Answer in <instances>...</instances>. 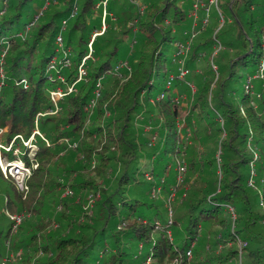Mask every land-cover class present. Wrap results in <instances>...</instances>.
Masks as SVG:
<instances>
[{
	"label": "trees",
	"instance_id": "16d2710c",
	"mask_svg": "<svg viewBox=\"0 0 264 264\" xmlns=\"http://www.w3.org/2000/svg\"><path fill=\"white\" fill-rule=\"evenodd\" d=\"M98 1L78 0L69 19L73 0H0V145L12 143L0 155L31 169L26 196L0 170V264H264V78H255L264 63V0H226L233 20L199 34L188 74L169 88L186 15L169 2H144L140 15L127 0L107 4L106 29L75 84L100 30ZM63 20L71 65L59 58L53 71ZM124 62L129 71L119 68ZM56 91L63 96L53 103ZM32 136L31 157L23 142ZM176 159L186 165L182 182L161 187L166 202L151 198L157 181L171 171L176 178ZM65 189L73 195L62 198ZM172 189L177 208L168 202ZM4 210L26 215L16 234Z\"/></svg>",
	"mask_w": 264,
	"mask_h": 264
},
{
	"label": "built area",
	"instance_id": "2783aa9c",
	"mask_svg": "<svg viewBox=\"0 0 264 264\" xmlns=\"http://www.w3.org/2000/svg\"><path fill=\"white\" fill-rule=\"evenodd\" d=\"M73 1H74L73 9H72L71 14L69 16V19H72L77 12V1L78 0H73ZM111 1H115V0H99L94 7L95 12L100 11V13H101V15H100V30H99V32H95L91 37V41L88 45V49H89L88 56L82 61V64L78 68L77 80H76L75 84L82 81L84 79V77L86 76V72L83 68L84 61L87 58H90V54L92 52L91 43H92L93 39L96 36L103 34V32L106 29L105 19L108 15L106 9H107V4ZM189 1L191 2V5H190V9L188 11L187 20L189 21L190 25H189L187 30L182 32V34H181L182 39H180V41H177L174 44L175 53L173 55V63L176 66L177 74H176V76L169 75L167 77L166 88L171 87V85L175 79H183L188 74V70L185 67V61H186V58H187V56L191 50V45L194 42V40L199 36L200 33L204 32L208 28V25H209L208 13H209L210 7H213V6L215 7L216 12H217V16L219 19V28H217L216 31H214V34L222 27V25L225 22L224 16L222 15L221 10L219 9V2L221 0H189ZM127 2L129 5L136 8L139 11L140 15H142L144 13L145 6L143 4V0H127ZM47 4H48V1L45 3V6ZM183 4H184V2H182V1L179 2L180 6H182ZM45 6L37 12V14L34 17L33 23L35 21H37L39 16H41L42 11L45 8ZM199 11H202L204 13V16H202V18L198 17ZM66 23H67V20H63L61 22V31L58 33V35L55 38L56 53L58 55L55 56L51 60L50 67H49L50 70H53V71H55L57 68L59 58H62L61 66L63 68H68L71 65V63H70V51H69V49H66L64 47L63 37H62V32L65 29ZM262 38H264V30H262ZM219 49H221V46L218 42H216L215 52H217ZM215 52H214V54H215ZM4 55H5V52L2 53L1 57H3ZM121 67H125L129 71V68L127 67V64L125 62L119 66V68H121ZM212 68L215 70L214 66H212ZM255 78H260V79L264 78V63H262L260 65L259 72L255 76ZM0 79L1 80L4 79L2 68H0ZM57 79L61 82L64 81V79L60 76H58ZM1 85H2V83L0 84V86ZM22 85L24 88H27V83L25 80L22 81ZM97 87L100 88V85L97 84ZM68 90H69V92H71L72 87L69 88ZM191 91H192V93H194V88L192 86H191ZM94 95H95L94 96L95 99L98 98L99 89H97L95 91ZM62 96H63V94L61 93V91H56V92L50 93V98H51V101L53 103H56ZM162 97H163V95L160 96V98H162ZM184 99H185L184 96H180V97L178 96V97L174 98V102L176 104H180V102L183 101ZM93 106H94V100H91L89 105L87 107H85V110H88ZM1 133H2V131H0V134ZM182 133L183 132L180 129L181 138L184 139L185 141H187V138H184L182 136ZM35 134H37L41 139H43L42 136L38 132H35ZM185 134L188 135L189 133L186 131ZM32 141H33V136L31 137V139L28 142H23V145L29 149L31 157L37 151V148L33 144ZM156 143H157L156 136H152L150 138V141H149V147H154L156 145ZM11 145H12V143L8 147H3L0 145V150L2 149L5 151H10ZM12 152H13V155H17L18 151H17V149H13ZM256 158H257L256 155H254V159H256ZM32 168L35 169L36 165H33ZM0 170H1V173L4 177V179L11 178L14 181L16 190L19 191L23 196L27 195V193L29 191L28 186H27V180L31 176V169L30 168H28L20 160L8 161L0 155ZM175 171H176V178H175L176 179V185H179L182 182V180L185 176V173H186V165L182 159H176ZM252 176H253V172H251V177ZM146 179H147V181H150V182L152 181V177L150 175H146ZM164 182H165L164 178H161L160 184H163ZM249 185L252 186V180L251 179L249 180ZM174 193H175V191L173 190L172 193L169 195V199H168L169 205L173 201L172 198H174V195H175ZM160 194H161V186H154L151 189V192H150L151 198L156 199L159 197ZM72 195L73 194H72L71 190L65 189L63 191L61 197L67 198V197H71ZM93 198L94 197L92 195H88L86 197V205H84V207H83L84 211H87L91 208L93 200H94ZM4 202L6 203V199H4ZM3 212L11 223V233L16 234L19 226L22 224L26 215L23 213L11 215L8 212H6L5 210ZM168 217H169L168 225H170L172 223L171 207H168ZM52 228L53 229L56 228V225L54 223H52ZM167 236H168L169 240H171V235L169 232L167 233ZM8 257H10L11 259H14L12 257V255H9ZM186 257L188 259L191 258V250H189L186 253ZM6 262H7V257L3 260L2 264L6 263Z\"/></svg>",
	"mask_w": 264,
	"mask_h": 264
},
{
	"label": "rangeland",
	"instance_id": "374dc122",
	"mask_svg": "<svg viewBox=\"0 0 264 264\" xmlns=\"http://www.w3.org/2000/svg\"><path fill=\"white\" fill-rule=\"evenodd\" d=\"M180 1H182V2H185L186 4L181 8L183 11H184V13H185V15H186V20H187V15H188V11H189V9H190V5H191V2L189 1V0H143V3L145 2V3H147V5L148 4H154L157 8H162L163 6H165V4L167 3V2H169V4H170V6H169V9H170V11L172 10V7L176 4L177 6L179 5V2ZM226 2V0H221L220 2H219V9L221 10V12H222V15L224 16V19H225V26H224V28H226L227 26H228V22H230V20L232 19L233 20V18H232V15H231V13L229 12V10L228 11H226L225 10V8H224V3ZM144 3V4H145ZM169 11V12H170ZM202 16H204V13L202 12V11H199L198 12V17L199 18H202ZM95 19L97 18L96 16L94 17ZM208 18H209V25H208V30L210 31V30H214V31H216V29L217 28H219V19H218V16H217V12H216V9H215V7L213 6V7H210V9H209V13H208ZM96 21V20H95ZM178 34L180 35V33H179V31H178ZM181 36V35H180ZM165 50V49H164ZM166 51L167 52H169V58H171V56H172V54H173V47H169V48H166ZM204 62H202V61H200L199 63H198V65H199V67L201 68V69H204ZM203 68H202V67ZM206 68V67H205ZM189 106H190V104H189V101H185V102H183L182 103V109H186V108H189ZM179 126H181V127H185V123L183 122V123H180L179 124ZM185 130H187L186 128H185ZM148 131H150L149 130V128H146V132H145V135L147 136L148 135ZM182 136L184 137V138H187V144L188 145H190V144H193L192 142H191V140L189 141V134L187 135V134H183L182 133ZM174 170V169H173ZM185 177V176H184ZM174 178V176H173V171H171L170 173H168V176H165L164 177V180H165V182H166V184L165 185H162V184H160V181H157V183H158V186H161L164 190H166L167 188H168V186H170L171 187V185L173 184V181H174V183L176 184V179L174 180L173 179ZM145 190H146V188H145ZM172 190H174V189H172ZM171 194V193H170ZM76 198V197H75ZM176 195L174 196V198H172L173 199V204H172V207L174 208V206L177 208V205H176V203L178 204L179 203V201L180 200H178V202L177 201H175L176 200ZM77 199H79L80 201H82V198H76L75 200H77ZM158 200L160 199V200H163V201H165L166 202V200H165V197L162 195V194H160L159 195V197L157 198ZM171 202V203H172ZM145 252V251H144Z\"/></svg>",
	"mask_w": 264,
	"mask_h": 264
},
{
	"label": "crops",
	"instance_id": "0c3cea01",
	"mask_svg": "<svg viewBox=\"0 0 264 264\" xmlns=\"http://www.w3.org/2000/svg\"><path fill=\"white\" fill-rule=\"evenodd\" d=\"M185 4H186V3L184 2V4H183L182 6H180V5H178V6H179L180 8H182ZM189 25H190V24H189V21L187 20V21H186V25H185L186 27H182L181 30H180V32H179L180 35L182 34L183 31H185V30L188 29ZM175 33H176V32H175ZM176 34L178 35V37H179L180 39H182V36H180V35L178 34V32H177Z\"/></svg>",
	"mask_w": 264,
	"mask_h": 264
}]
</instances>
